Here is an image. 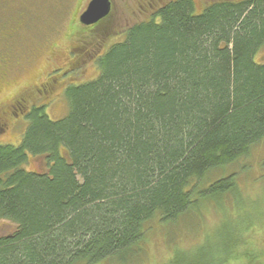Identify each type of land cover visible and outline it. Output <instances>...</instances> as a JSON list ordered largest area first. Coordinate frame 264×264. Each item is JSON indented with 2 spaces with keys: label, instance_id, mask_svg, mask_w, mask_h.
I'll list each match as a JSON object with an SVG mask.
<instances>
[{
  "label": "trees",
  "instance_id": "obj_1",
  "mask_svg": "<svg viewBox=\"0 0 264 264\" xmlns=\"http://www.w3.org/2000/svg\"><path fill=\"white\" fill-rule=\"evenodd\" d=\"M159 3L96 57L95 77L64 86V117L33 106L20 144H0V220L15 224L0 264L126 263L154 221L239 199L235 172L205 176L264 138V0ZM42 155L45 171L23 166ZM219 228L218 246L196 259L174 247L162 264H224L238 229Z\"/></svg>",
  "mask_w": 264,
  "mask_h": 264
},
{
  "label": "rangeland",
  "instance_id": "obj_2",
  "mask_svg": "<svg viewBox=\"0 0 264 264\" xmlns=\"http://www.w3.org/2000/svg\"><path fill=\"white\" fill-rule=\"evenodd\" d=\"M161 1L111 0L109 15L86 27L79 17L88 0H0V26L12 22L20 24L14 40L0 38V58L9 60L8 79L0 81V144L19 145L28 125L26 114L15 111V106L24 105V109L29 110L45 104L51 120L64 117L68 113L64 86L95 77L98 72L96 57L109 44L120 40L129 26L147 19L152 8ZM210 1L195 0V6L200 10ZM256 56L264 61V46ZM56 67L61 69H54ZM51 69L59 70L53 76L58 82L52 84L47 94L42 91L39 96L36 89L46 81ZM63 69L71 70L63 75ZM22 94L21 103H17ZM23 166L28 170L45 171V156H29ZM232 172L236 173L239 189L237 201L225 197L220 201L224 207L209 203L198 216L180 219L176 226H163L154 221L140 256L118 264H162L169 260L174 247L188 249L186 259H196L204 246H218L222 221H230L238 229L233 242L237 245L229 251L230 256L224 264H246L244 252L261 254L264 263V138L247 156L211 171L205 176V182ZM14 229L12 222L0 220V236ZM97 264L117 263L103 260Z\"/></svg>",
  "mask_w": 264,
  "mask_h": 264
},
{
  "label": "flooded vegetation",
  "instance_id": "obj_3",
  "mask_svg": "<svg viewBox=\"0 0 264 264\" xmlns=\"http://www.w3.org/2000/svg\"><path fill=\"white\" fill-rule=\"evenodd\" d=\"M88 2H89V0H88ZM88 2H87V4H88ZM87 4H86V6H87ZM85 6V7H86ZM112 6V5H111ZM11 24V25H10ZM19 27H20V24L19 23H17V22H12V23H9V24H7V25H1L0 26V38L1 39H4V41H12V40H14L15 39V37H16V35L19 33ZM86 27H89V26H86ZM8 63H9V60H7L6 58H0V70H1V72H0V81H1V78H6V79H8L7 78V66H8ZM72 64H76L75 62H72ZM61 69V67H56V68H54V69ZM68 68H71L70 66H69V64H68ZM54 69H51L50 71H49V73H47V76H46V81L45 82H43V83H41L40 85H39V87L36 89V92H37V94L40 96L41 95V93H42V91H43V94H47L48 93V91L49 90H51L52 89V84L53 83H57L58 81L57 80H54V74L56 73H58V71L59 70H57V71H55ZM69 70H71V69H67V70H65L64 71V69L62 70V74L63 75H65L67 72H69ZM54 72V73H53ZM9 77V76H8ZM7 81V80H6ZM43 85H45L44 86V90H42V87L41 86H43ZM41 87V88H40ZM22 95H24V94H22ZM17 103H21L20 101L19 102H17ZM17 105V104H16ZM14 109H15V111H18V112H21V114L23 113V114H26L29 110L28 109H24V105H18V106H15V107H13ZM30 109V108H29Z\"/></svg>",
  "mask_w": 264,
  "mask_h": 264
},
{
  "label": "water",
  "instance_id": "obj_4",
  "mask_svg": "<svg viewBox=\"0 0 264 264\" xmlns=\"http://www.w3.org/2000/svg\"><path fill=\"white\" fill-rule=\"evenodd\" d=\"M111 0H90L86 9L81 13L79 21L83 25L96 24L109 15Z\"/></svg>",
  "mask_w": 264,
  "mask_h": 264
}]
</instances>
